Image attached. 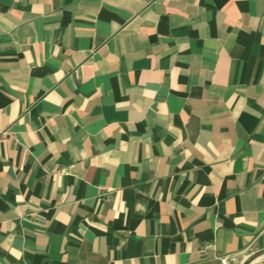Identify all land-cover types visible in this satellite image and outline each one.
Returning a JSON list of instances; mask_svg holds the SVG:
<instances>
[{"label": "crops", "instance_id": "obj_1", "mask_svg": "<svg viewBox=\"0 0 264 264\" xmlns=\"http://www.w3.org/2000/svg\"><path fill=\"white\" fill-rule=\"evenodd\" d=\"M262 249L264 0H0V264Z\"/></svg>", "mask_w": 264, "mask_h": 264}, {"label": "water", "instance_id": "obj_2", "mask_svg": "<svg viewBox=\"0 0 264 264\" xmlns=\"http://www.w3.org/2000/svg\"><path fill=\"white\" fill-rule=\"evenodd\" d=\"M264 254V249L252 253L242 264H251L254 260Z\"/></svg>", "mask_w": 264, "mask_h": 264}]
</instances>
